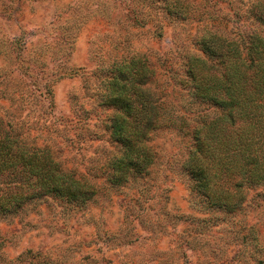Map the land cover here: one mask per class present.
<instances>
[{
    "label": "rangeland",
    "instance_id": "1",
    "mask_svg": "<svg viewBox=\"0 0 264 264\" xmlns=\"http://www.w3.org/2000/svg\"><path fill=\"white\" fill-rule=\"evenodd\" d=\"M261 3L0 0V122L30 132L94 188L85 201L48 195L0 216V264H264V185L245 184L236 211L210 207L186 167L193 129L223 112L187 85L188 59L216 63L206 35L241 47L264 36ZM136 57L147 59L168 125L148 136L147 172L118 184L109 172L124 147L107 127L118 111L101 104V80ZM42 75L53 99L35 94Z\"/></svg>",
    "mask_w": 264,
    "mask_h": 264
},
{
    "label": "trees",
    "instance_id": "2",
    "mask_svg": "<svg viewBox=\"0 0 264 264\" xmlns=\"http://www.w3.org/2000/svg\"><path fill=\"white\" fill-rule=\"evenodd\" d=\"M259 14L264 22V10ZM202 44L216 63L191 56L185 81L197 98L223 112L193 129L195 147L186 167L193 190L208 206L236 211L244 201L245 184L264 185V36H251L247 46L241 47L210 34L202 38ZM146 63L143 57L124 59L101 80L105 89L99 96L101 104L118 111L107 127L124 147L109 172L111 181L118 184L127 182L134 172H147L154 161L148 136L168 125L163 102L147 86ZM27 74L33 80L28 69ZM34 81L39 98L53 99L52 79L42 75ZM48 195L85 201L94 195V188L65 170L53 151L38 145L30 132L0 122V216H14Z\"/></svg>",
    "mask_w": 264,
    "mask_h": 264
}]
</instances>
